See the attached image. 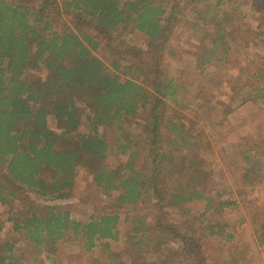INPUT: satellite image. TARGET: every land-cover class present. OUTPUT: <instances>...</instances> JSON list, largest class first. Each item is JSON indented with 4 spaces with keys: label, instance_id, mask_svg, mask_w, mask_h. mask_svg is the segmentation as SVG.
Segmentation results:
<instances>
[{
    "label": "trees",
    "instance_id": "16d2710c",
    "mask_svg": "<svg viewBox=\"0 0 264 264\" xmlns=\"http://www.w3.org/2000/svg\"><path fill=\"white\" fill-rule=\"evenodd\" d=\"M239 3L0 0V205L8 207L0 216V264H76L95 249L90 264H221L206 246L227 234L225 223L206 233L191 205L235 201L206 155L208 122L187 114L205 99L189 70L171 75L166 60L177 58L186 23L197 36L196 71L213 62L230 72L249 66L243 37L251 29L234 21ZM255 29L262 65L218 104L215 131L237 136L231 117L248 127L240 120L246 107L264 101V0ZM259 130L262 137L234 138L248 185L264 169ZM111 156L123 159L111 166ZM80 167L104 201L82 220L62 203ZM121 224L134 248L128 254L112 247ZM67 240L79 254L63 252Z\"/></svg>",
    "mask_w": 264,
    "mask_h": 264
},
{
    "label": "rangeland",
    "instance_id": "374dc122",
    "mask_svg": "<svg viewBox=\"0 0 264 264\" xmlns=\"http://www.w3.org/2000/svg\"><path fill=\"white\" fill-rule=\"evenodd\" d=\"M239 2V10L234 15V21H243L251 29L243 37L249 46V66L243 67V69L235 67L230 72L213 62L205 68L203 73L196 71L194 49L197 36L191 34L189 29H187V33L185 32L183 27L186 23L177 32L180 52L177 58L167 59L166 66L171 75L176 74L179 68L189 70L188 74L191 80L204 97V106L187 114L201 124L204 121L208 122L211 132L208 134L207 129L210 144L207 146L208 154L206 155L211 161V168L221 176L216 181L217 184L220 185L224 179L227 180L232 191L230 199L235 201L234 204L223 208L208 207L203 204L191 205L192 213L199 220V225L204 226L206 233H209L211 223H225L226 225L227 234L224 237L212 236L206 246L210 257L213 261H218L221 264H264V228H262L264 225V169L250 185L247 181L246 183L242 181L238 163V146L234 145V143L242 145L241 141L235 142L234 138L244 140L249 136L254 138L261 136L257 130H259V125L264 126V101L257 99L258 104L246 107L245 116H242L240 120L246 119L248 127H241L242 121H239L235 116L231 117L233 119L231 127L237 136L233 135L231 129L228 128L215 131L212 124V120L219 115L223 106L218 104L221 102L227 104L239 85L262 65L256 67L261 62V49L256 42L258 36L255 31L262 0H239ZM128 39L138 43L142 40V36L128 35ZM247 89L248 87L243 91L246 93ZM211 110H213L212 113ZM81 130L85 131L86 127H82ZM259 131L264 136V128ZM121 159H123L121 156H111L108 159V164L114 166ZM71 194V197L63 200L62 203L67 202L66 205L72 216L80 220L85 219L93 209L99 208L104 202L100 191L90 180L85 167L78 169ZM7 208L6 205H0L2 218L5 217ZM123 226L120 225L122 227L121 234L119 239L112 242V247L116 252L128 254L134 251V248L129 242H124L125 226ZM5 230L6 226L2 235H5ZM149 231L151 235H154L153 228H150ZM147 244L148 248L153 247L152 241H147ZM62 250L66 255L79 254V245L76 241L67 240L63 243ZM97 253L98 249H95L92 253L82 254V257H77L75 263L90 264Z\"/></svg>",
    "mask_w": 264,
    "mask_h": 264
}]
</instances>
